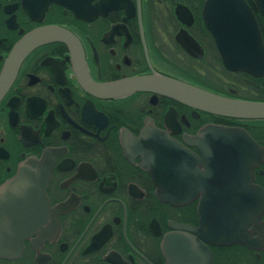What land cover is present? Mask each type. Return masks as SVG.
Segmentation results:
<instances>
[{
    "label": "flooded vegetation",
    "instance_id": "obj_1",
    "mask_svg": "<svg viewBox=\"0 0 264 264\" xmlns=\"http://www.w3.org/2000/svg\"><path fill=\"white\" fill-rule=\"evenodd\" d=\"M224 44L254 73L227 69ZM153 76L264 104V0H0V264H264V212L248 211L264 192V118L103 90ZM207 128L242 132L258 166L206 168L222 150ZM160 144L196 161L152 169L141 145Z\"/></svg>",
    "mask_w": 264,
    "mask_h": 264
},
{
    "label": "water",
    "instance_id": "obj_2",
    "mask_svg": "<svg viewBox=\"0 0 264 264\" xmlns=\"http://www.w3.org/2000/svg\"><path fill=\"white\" fill-rule=\"evenodd\" d=\"M214 25L215 23L213 22L210 26L214 37L222 34L223 39L226 40L225 38L228 37L227 39L229 42L242 41L240 38L235 39L230 37L235 34L230 22H223L224 27L231 28H227L229 30H224L222 33L215 31L212 28ZM252 37L253 35L246 33L244 39L248 42L251 41ZM42 39L41 34H34L27 37L22 45L25 47L24 51L31 50L39 44ZM258 40L257 34H255L254 41L258 42ZM220 49L224 54V64L227 69L240 70L248 73H254L256 70L257 65L255 64L234 63L232 58H235V56L229 54L236 50L243 51L245 47L224 44ZM103 90L110 92L111 96H121L136 90L155 91L183 105L214 116L231 119L264 118V104L241 101L217 95L191 84L165 77L153 76L109 84L103 87ZM204 131L205 130H202L201 133L199 132L196 137H194L196 142H199V139L202 138V133ZM213 132L216 133L217 140H213L210 144H212L214 148L222 146V150L221 152L213 151L209 157L205 158L206 168L222 171L223 175L226 174L225 172L232 173L233 171L239 170L243 172L242 175H244L245 171H252L254 167L258 166L263 153L246 135L242 132L239 133L237 130L230 129H208L205 133L208 137H212ZM244 139H246V144L249 145L248 158L243 157L242 154L245 152L235 149L237 145L238 148L245 146ZM141 148L147 165L152 169H170L167 165L166 157L172 153L181 155L184 159L190 158L191 161H196L194 156L179 144L141 145ZM252 155H254V163L251 159ZM249 202V219L251 218L252 220L253 217L257 221L264 212V192L255 186L253 190L249 191Z\"/></svg>",
    "mask_w": 264,
    "mask_h": 264
}]
</instances>
